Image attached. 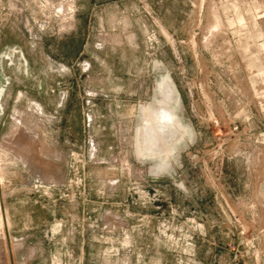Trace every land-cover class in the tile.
<instances>
[{
  "label": "rangeland",
  "instance_id": "obj_1",
  "mask_svg": "<svg viewBox=\"0 0 264 264\" xmlns=\"http://www.w3.org/2000/svg\"><path fill=\"white\" fill-rule=\"evenodd\" d=\"M0 264H264V0H0Z\"/></svg>",
  "mask_w": 264,
  "mask_h": 264
},
{
  "label": "bare ground",
  "instance_id": "obj_2",
  "mask_svg": "<svg viewBox=\"0 0 264 264\" xmlns=\"http://www.w3.org/2000/svg\"><path fill=\"white\" fill-rule=\"evenodd\" d=\"M160 87L165 88V94L167 98L168 97L171 98V96L174 94L173 97L174 99L177 100L176 92L174 91L173 87L170 85V82L167 77L163 79V83L161 84ZM166 104H167L166 101H162L158 109L156 110L151 109L145 111L143 130H144V135L148 138L152 146H155V144H157L156 142L159 138L162 139V137L166 133H169L170 129H173L175 127L179 129L181 128L179 122L176 120L175 115L166 107ZM140 152H142L141 148H140Z\"/></svg>",
  "mask_w": 264,
  "mask_h": 264
}]
</instances>
